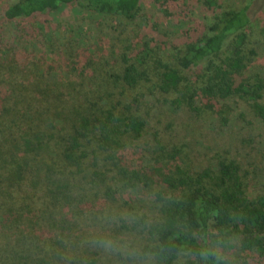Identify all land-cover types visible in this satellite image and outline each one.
Instances as JSON below:
<instances>
[{
	"label": "trees",
	"instance_id": "16d2710c",
	"mask_svg": "<svg viewBox=\"0 0 264 264\" xmlns=\"http://www.w3.org/2000/svg\"><path fill=\"white\" fill-rule=\"evenodd\" d=\"M141 1L15 0L3 14L28 19L84 3L132 20ZM203 7L211 22L196 20L175 43L156 33L114 54V64L102 56L101 68L90 56L92 78L106 87L48 82L38 67L21 81L0 78V264H264V170L256 178L227 155L195 167L158 132L141 145L150 97L222 127L241 101L264 126V68L252 65L258 53L248 33L264 0ZM167 46L170 59L159 52ZM140 190L151 194L154 213L133 212L130 193Z\"/></svg>",
	"mask_w": 264,
	"mask_h": 264
},
{
	"label": "rangeland",
	"instance_id": "374dc122",
	"mask_svg": "<svg viewBox=\"0 0 264 264\" xmlns=\"http://www.w3.org/2000/svg\"><path fill=\"white\" fill-rule=\"evenodd\" d=\"M14 1L0 0V78L5 82L21 81L26 74L35 76L38 67L48 82L63 78L68 83L71 78L84 89L88 86L106 87L107 82L100 76L92 78L93 65L88 64L90 56L93 64L101 68L102 56L114 64L116 54H122L126 49L135 50L138 44L155 37L156 33H167V40L172 44L183 29L195 27L196 20L211 22L203 0H176L164 4V0H142L139 13L132 20L118 15H102L87 9L84 3L50 8L33 18L6 20L4 7ZM247 1L218 0L220 10L240 8ZM166 10L172 14H167ZM263 26L264 10L259 21L248 31L249 47L258 53L252 61L255 69L264 68V49L257 46V40L263 36ZM174 51L170 46L159 50L166 59H170ZM103 69L106 71L105 67ZM196 70H185L184 74L190 75ZM4 88L0 85V91ZM157 98L150 97L142 104L141 110L147 114L148 125L141 145H152L154 134L158 132L163 143L181 145L188 161L195 167L201 168L214 163L215 158L227 155L240 160L245 170L256 178L263 174L264 126L244 103L232 104L231 123L222 127L207 113L197 116L186 107H170L162 96ZM130 149L133 156L134 150ZM146 168L152 170L151 165ZM251 180L255 183V179ZM130 195L133 212L141 213L138 210L141 206L144 212L154 213L155 205L149 192L140 190ZM116 204L115 208L120 202ZM233 261L242 262L236 253Z\"/></svg>",
	"mask_w": 264,
	"mask_h": 264
}]
</instances>
